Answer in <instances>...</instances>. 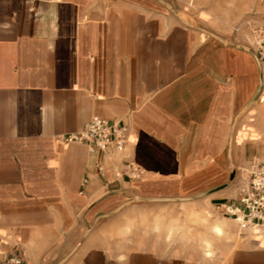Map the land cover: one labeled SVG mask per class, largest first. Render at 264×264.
Wrapping results in <instances>:
<instances>
[{"label":"crops","instance_id":"0c3cea01","mask_svg":"<svg viewBox=\"0 0 264 264\" xmlns=\"http://www.w3.org/2000/svg\"><path fill=\"white\" fill-rule=\"evenodd\" d=\"M241 21L214 34L185 23L173 0H0L8 251L28 264H202L110 253L105 237L145 203L189 201L235 221L224 207L237 205L244 170L264 159L262 77ZM92 116L128 125L139 177L118 155L60 139ZM258 240L244 232L227 264H264Z\"/></svg>","mask_w":264,"mask_h":264},{"label":"rangeland","instance_id":"374dc122","mask_svg":"<svg viewBox=\"0 0 264 264\" xmlns=\"http://www.w3.org/2000/svg\"><path fill=\"white\" fill-rule=\"evenodd\" d=\"M173 1L175 12L185 23L214 34L228 32L238 22L237 27L247 12L252 9L259 12L258 6L262 2ZM243 30L247 33L246 29ZM259 103L264 104V101ZM216 218L224 223L218 222ZM235 223L223 219L222 215H214L213 211L204 207L190 204L189 201L145 203L123 221L122 227L106 235L108 243L104 246L110 253H124L132 248H140L197 259L202 264H227L232 250L241 243L242 233H247L258 243H261L258 238L264 235L258 228L238 229Z\"/></svg>","mask_w":264,"mask_h":264},{"label":"built area","instance_id":"2783aa9c","mask_svg":"<svg viewBox=\"0 0 264 264\" xmlns=\"http://www.w3.org/2000/svg\"><path fill=\"white\" fill-rule=\"evenodd\" d=\"M246 31V40L255 55L262 77L264 91V0L263 10L247 14L241 21ZM66 143L77 142L88 146L89 151L98 150L104 154L118 155L124 160V173L130 178L139 177V167L127 156L130 144V131L126 123L117 120L92 116L82 129L59 135ZM99 173L104 171L102 163L97 164ZM244 186L238 197L237 205L229 204L224 212L234 220L241 219L249 226L264 231V159H254L246 169ZM87 180H84L86 183ZM244 233H242L243 235ZM247 234V233H246ZM0 234V264H28L17 252H9L8 244Z\"/></svg>","mask_w":264,"mask_h":264},{"label":"bare ground","instance_id":"6f19581e","mask_svg":"<svg viewBox=\"0 0 264 264\" xmlns=\"http://www.w3.org/2000/svg\"><path fill=\"white\" fill-rule=\"evenodd\" d=\"M202 36H204V34H203ZM258 98H259V102H263V101H264V91H263V92H262V91L260 92ZM244 172H245L246 175H247V171L244 170ZM235 221L246 223V222L242 221L241 219H239V220H235ZM3 240H4V239H3ZM4 242H5V241H4ZM5 243L8 244L7 242H5Z\"/></svg>","mask_w":264,"mask_h":264}]
</instances>
